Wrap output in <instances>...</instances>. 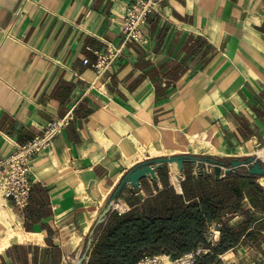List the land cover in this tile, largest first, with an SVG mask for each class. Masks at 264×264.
Returning a JSON list of instances; mask_svg holds the SVG:
<instances>
[{"label": "crops", "instance_id": "crops-1", "mask_svg": "<svg viewBox=\"0 0 264 264\" xmlns=\"http://www.w3.org/2000/svg\"><path fill=\"white\" fill-rule=\"evenodd\" d=\"M132 2L0 0V157L71 115L33 160L27 205L11 198L4 205L39 240L11 241L0 264H18L22 246L37 249L36 264L45 257L72 264L124 174L169 156L150 150L187 143L191 129L217 146L206 151L211 157L264 152V0H161L142 25L147 42L126 44L112 70L99 74L94 50L122 44L121 18ZM166 166L164 180L141 178L137 193L123 188L118 207L130 208L126 198L142 202L144 185L152 194L166 183L182 192ZM223 219L242 235L208 264H232L224 258L254 247L264 253V212L245 193Z\"/></svg>", "mask_w": 264, "mask_h": 264}, {"label": "trees", "instance_id": "trees-1", "mask_svg": "<svg viewBox=\"0 0 264 264\" xmlns=\"http://www.w3.org/2000/svg\"><path fill=\"white\" fill-rule=\"evenodd\" d=\"M189 165H185L180 181L182 192L166 183L152 194L144 185L148 196L142 202L126 198L129 209L121 213L114 210L104 223L97 225L84 264H137L144 254L176 257L198 247L207 248L208 252L194 264H208L209 254L223 253L234 246L242 229L230 226L223 215L240 208L244 193L257 212H264V191L255 182L258 175L232 173L215 178L192 174ZM166 167L159 171L161 180ZM213 225L220 231L215 242L208 239ZM19 250L13 257L19 259L18 264H36L37 249L33 254L23 246ZM47 263L45 257L41 264Z\"/></svg>", "mask_w": 264, "mask_h": 264}, {"label": "built area", "instance_id": "built-area-1", "mask_svg": "<svg viewBox=\"0 0 264 264\" xmlns=\"http://www.w3.org/2000/svg\"><path fill=\"white\" fill-rule=\"evenodd\" d=\"M160 2L161 0H134L126 8L120 24L123 35L122 44L118 46L107 44L103 50H94L96 55L94 67L99 74H105L112 70L122 56L126 44L135 43L143 46L147 42L142 25L146 23L148 15L157 9ZM70 118L71 115H66L62 119L51 121L42 134L36 135L27 143L19 146L9 156L0 157V206H4L9 198L18 207L27 205L30 190L35 182L32 171L33 160L37 154L51 145L54 136L61 127L69 122ZM116 205L115 207L120 213L128 209L125 205L119 207ZM218 237L219 230L210 227L208 239L215 242ZM207 252V248L198 247L196 250L182 253L176 257L166 254H144L137 264H194L199 256Z\"/></svg>", "mask_w": 264, "mask_h": 264}, {"label": "water", "instance_id": "water-1", "mask_svg": "<svg viewBox=\"0 0 264 264\" xmlns=\"http://www.w3.org/2000/svg\"><path fill=\"white\" fill-rule=\"evenodd\" d=\"M192 164L197 167L196 175H212L215 178H222L232 173L239 175H264V160L257 155H249L243 158H232L223 161L211 156H200L196 154H174L169 156H158L141 161L131 167L117 183L110 193L101 211L99 212L93 227L90 229L87 238L83 241L78 257L72 264H84L88 258L92 242V234L95 227L104 223L110 213L115 209L123 188H128L132 193L141 189V178L159 181L157 171L163 165H168L177 181H180L185 173V165ZM209 167L212 171L209 170Z\"/></svg>", "mask_w": 264, "mask_h": 264}, {"label": "rangeland", "instance_id": "rangeland-1", "mask_svg": "<svg viewBox=\"0 0 264 264\" xmlns=\"http://www.w3.org/2000/svg\"><path fill=\"white\" fill-rule=\"evenodd\" d=\"M187 138H188L187 143H184L181 146L178 145V143H175L176 142L175 141L173 142L170 148H165V149L161 148L160 151L157 149L155 151H151V150L150 151L152 154H157V155H172V154L174 155V154L186 153V154H196L200 156H209L206 151H217L213 148V146L211 145V142L208 139H204V138L202 139L201 137H199L198 133L196 131H193L192 129L189 131ZM172 140L173 141L175 140L174 133H173ZM214 146L217 147L216 145ZM232 157H236V156L220 157V158L216 157V158L223 160V161H227L229 159H232ZM188 167H189L188 168L189 172L196 175L197 167L192 164H190ZM209 170L212 171L210 167H209ZM210 175H212V173ZM260 177L258 179L259 181L262 182L263 184L262 187H264V175ZM173 181L178 186V181L175 179L174 174H173ZM116 206L118 207V204ZM114 210L117 211L116 207ZM8 234L25 235L26 233L23 232V230L18 227V223L16 222L15 215L12 214L9 208V205L4 206V207L0 206V242H2L3 239L5 240V237ZM261 238H263V236H260V239ZM13 240L24 241L26 239H23V238L19 239L17 237H14L9 240V244ZM30 240H39V235ZM252 247H254V245H252ZM258 248L259 247H254L253 249H256L257 251H250L248 252V254L240 255L241 253L240 254L234 253L236 254L234 257L233 256L229 258L225 257L224 260L226 262L230 261L232 264H264V253L261 252Z\"/></svg>", "mask_w": 264, "mask_h": 264}, {"label": "bare ground", "instance_id": "bare-ground-1", "mask_svg": "<svg viewBox=\"0 0 264 264\" xmlns=\"http://www.w3.org/2000/svg\"><path fill=\"white\" fill-rule=\"evenodd\" d=\"M212 146H213V148L215 150H218L217 147H215L214 145H212ZM151 151H155V150L154 149H151ZM257 154H258V156H260V158H263L264 159V153L262 151H260V150L257 151ZM37 236H38V234H33V233H31V234L28 233V234H25V235H21V234H19V235L8 234V235H6L5 240L3 239V241L0 242V251L2 249H4L5 247H7L9 245V240L12 239V238H14V237H17L19 239H22L23 238V239L29 240V239L35 238Z\"/></svg>", "mask_w": 264, "mask_h": 264}]
</instances>
